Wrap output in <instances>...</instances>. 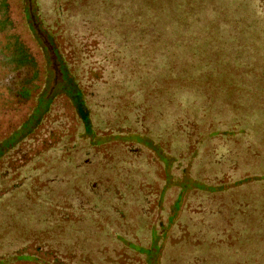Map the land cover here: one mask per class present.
Masks as SVG:
<instances>
[{
    "label": "trees",
    "instance_id": "obj_1",
    "mask_svg": "<svg viewBox=\"0 0 264 264\" xmlns=\"http://www.w3.org/2000/svg\"><path fill=\"white\" fill-rule=\"evenodd\" d=\"M33 2L37 25L43 36L50 38L52 49L70 73L73 82L69 81H85L82 87L76 83V94L85 108L88 99L95 108L107 109L101 122L106 131L153 136L162 148L174 149L180 159L204 145L202 159L208 170L198 172V177L206 182L223 184L264 170L258 162L259 152L245 136L224 137L208 145L201 141L215 130L249 129L259 124L254 122L256 115L264 120L260 118L264 115V68L252 65L258 50L253 46L260 47L264 37L254 39L246 29L252 26L253 31H264L259 16L264 13V0ZM247 9L253 16L251 25L247 24L249 18L239 13ZM16 24L9 1L0 0V116L15 110L16 102L36 97L42 90L40 65ZM195 29L204 36L195 35ZM180 30L182 40L175 37ZM76 105L87 122L83 107ZM15 131L7 136L0 133V144ZM120 152L109 165L110 158L101 162L104 156L75 148L74 155L69 153L63 163L65 174L52 167L40 174L39 183L34 179L31 197L24 196L27 204L14 203L12 210L21 218L52 224L31 235L15 232L12 223L1 225L0 264H142L137 255L112 241L113 233L125 235L122 228L132 218L138 220L130 213L129 201L130 197L136 201L142 197L146 181L133 191L127 189V177L135 181L134 169L127 164L133 173H124L121 183H106L101 175L129 158L124 159V151ZM10 162L14 164L0 170V183L13 179L0 188V204L4 196L30 187L28 181L38 177L26 174L27 181L14 178L9 171L15 173L26 165L16 158ZM137 174L148 172L139 170ZM118 175L115 173L114 179ZM68 182V193L59 197L57 189ZM41 200L52 205L48 213L40 214L44 209ZM209 200L205 204L190 198L188 217L169 239V253L174 254L166 264H249L235 258L241 253L238 241L249 221L250 205L242 201L225 204L219 199L221 206L212 208V197ZM217 209H223L224 214Z\"/></svg>",
    "mask_w": 264,
    "mask_h": 264
},
{
    "label": "rangeland",
    "instance_id": "obj_2",
    "mask_svg": "<svg viewBox=\"0 0 264 264\" xmlns=\"http://www.w3.org/2000/svg\"><path fill=\"white\" fill-rule=\"evenodd\" d=\"M8 1L12 16L17 23V31L33 51L40 65L42 90L36 97L28 96L16 102L14 104L15 110H7L5 114L0 116V133L7 136L13 130H17L10 138L0 144V170L13 165L14 163L10 161L12 158H16L20 164L26 166L15 173L9 169V173H13L14 178L27 181V175L33 176L35 174L38 176L37 178L33 176L28 181L30 187L24 186L20 189L21 191L2 198L0 226L12 223L16 226L15 232H27L25 235H31L40 228L51 226V222L38 223L37 220L32 221L28 217L21 218L17 215V211H13L12 208L14 203L19 206L27 204L24 196L29 197L30 195L31 197L32 183H39L40 174L48 171L49 168L57 167L62 171V174H65L63 163L69 153L73 154L75 148L79 150L89 149L99 157L104 156L103 160H100L101 162L110 158L111 160H108L110 161L109 165L114 162V159L117 160V156L122 155L120 151H124V159L127 156L129 158L125 159V162H119L115 167L109 168L107 173H103L101 177L106 178V183L111 181L121 183L122 177H125L123 176L124 173L129 175L133 173V170L127 167L128 164L134 169L132 180L135 181L133 182L130 177H127L130 180H127V189L132 188L133 191L138 184H143L144 180L146 181L145 187L141 188L144 192L142 197L139 196L138 201L130 197L129 201L130 213L135 218L138 216V220L135 219L134 221L132 218L131 223L122 228V230H126L125 235L113 233L112 241L117 247H123V249L137 255L142 264L168 263L170 260L168 261L167 258L174 254L169 253V239L174 232L178 231L181 220L188 217L185 214L189 210L187 203L190 198L209 204V198L212 197L210 207H212L211 205L221 206V200L225 204L242 201L250 205L251 213L247 215L249 221L242 227L243 231H241V238L238 241L241 253L236 258H232L237 261L243 259L249 264H264V170L223 184L206 182L198 177V172L200 174L208 170L205 159H202L204 145H198L201 149L197 150V153L189 152L187 157L180 159L177 158L174 149L162 148L153 136L138 131L124 133L106 131V126L101 122L106 117L107 109L95 108L87 99V112L84 102H82L83 99L79 97L80 94H76L78 86H84L85 81L83 79V81L71 83L73 81L69 79L70 73L66 72L58 55L52 49L50 38L46 35L43 36L37 25L36 16L33 13V0ZM239 13L244 18L248 17L249 22L247 24L251 25L253 18L251 12L247 9V11L240 10ZM249 14L251 17L248 16ZM259 16L264 20V13H260ZM252 28V26L246 27L247 32L251 33L250 36L254 39L258 36L263 39L264 31L258 30L256 32L251 30ZM193 33L199 36L202 32L195 29ZM181 34L182 31L180 30L175 37L182 40ZM201 36L204 35L199 37ZM216 39H219V36H216ZM253 47L254 50H258L255 51L252 65L261 70L264 68V40L261 41L260 47L258 44ZM216 79L218 80L219 77L217 76ZM241 86L244 87V84ZM143 89L137 90L142 91ZM76 103L81 106V109L83 107L84 116L86 119L89 118L87 122L83 120L82 112L78 110ZM254 122H259V124L250 125V128L245 130L206 132L209 134L205 136V140L201 139V141L208 145L209 142H214L220 138L224 139V137L237 139L240 136L243 138L245 136L252 147L259 152L260 159L258 158V162L261 161L262 166H264V120H260L256 115ZM85 124L87 125L86 128ZM128 150L132 153L130 154ZM37 152H39V156L36 155ZM139 170L148 172V174L145 176L137 174ZM115 173L119 174L117 179H114ZM34 179L37 181H33ZM12 180L7 179L6 182L0 183V188ZM68 185L69 182L59 186L57 189L59 197L63 196V193H68ZM143 197L146 200L142 201ZM202 198H206L207 202ZM32 199V202H35L34 197ZM138 202L143 204L142 208H140V204L137 205ZM39 203H42V207H44L40 214L51 209L52 205L47 201L41 200ZM7 205L10 209L7 208ZM140 211L142 212L140 213ZM216 212L224 214L223 209H217ZM60 213L62 214V212ZM134 238L138 242H135ZM218 254L220 260L223 261L225 256L222 250ZM207 257L209 258L208 255Z\"/></svg>",
    "mask_w": 264,
    "mask_h": 264
}]
</instances>
